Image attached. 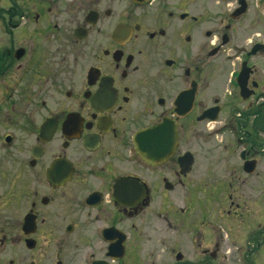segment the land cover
I'll list each match as a JSON object with an SVG mask.
<instances>
[{"label": "flooded vegetation", "instance_id": "flooded-vegetation-1", "mask_svg": "<svg viewBox=\"0 0 264 264\" xmlns=\"http://www.w3.org/2000/svg\"><path fill=\"white\" fill-rule=\"evenodd\" d=\"M0 264H264V0H0Z\"/></svg>", "mask_w": 264, "mask_h": 264}, {"label": "rangeland", "instance_id": "rangeland-1", "mask_svg": "<svg viewBox=\"0 0 264 264\" xmlns=\"http://www.w3.org/2000/svg\"><path fill=\"white\" fill-rule=\"evenodd\" d=\"M159 249V248H158ZM3 254H6V252H2Z\"/></svg>", "mask_w": 264, "mask_h": 264}]
</instances>
